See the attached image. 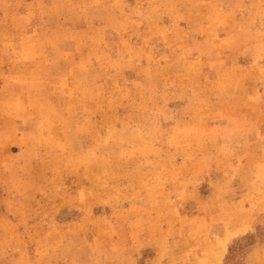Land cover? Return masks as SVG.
Here are the masks:
<instances>
[{
    "label": "rangeland",
    "instance_id": "obj_1",
    "mask_svg": "<svg viewBox=\"0 0 264 264\" xmlns=\"http://www.w3.org/2000/svg\"><path fill=\"white\" fill-rule=\"evenodd\" d=\"M0 264H264V0H0Z\"/></svg>",
    "mask_w": 264,
    "mask_h": 264
}]
</instances>
